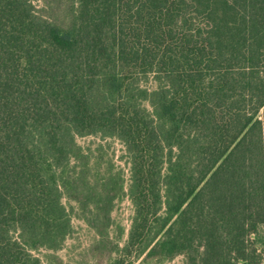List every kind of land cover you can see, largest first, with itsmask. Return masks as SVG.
Returning a JSON list of instances; mask_svg holds the SVG:
<instances>
[{
    "label": "trees",
    "instance_id": "1",
    "mask_svg": "<svg viewBox=\"0 0 264 264\" xmlns=\"http://www.w3.org/2000/svg\"><path fill=\"white\" fill-rule=\"evenodd\" d=\"M75 220L77 264L262 263L264 0H0V264Z\"/></svg>",
    "mask_w": 264,
    "mask_h": 264
},
{
    "label": "rangeland",
    "instance_id": "2",
    "mask_svg": "<svg viewBox=\"0 0 264 264\" xmlns=\"http://www.w3.org/2000/svg\"><path fill=\"white\" fill-rule=\"evenodd\" d=\"M79 143L84 146H92L95 147L98 144H105L107 148H109V153L113 156V159L116 163V165L119 168L124 169V174L126 175V178L128 176L127 173V165L125 163V160H122L123 157V147L122 145L116 141V140H108L107 142H102L98 138H83L79 139ZM132 216V208L129 200L127 198H124L119 204H117L115 212L113 214V218L116 223L120 224L122 228L125 229L126 235L130 228V219ZM75 226L77 228V232L71 237V239L68 240L66 244V248L58 253V256H60L65 264H77V262L80 260V254L82 251H84L93 240V234L89 233L85 227V225L81 221L75 220ZM257 248L259 249V252L263 256V262H264V237L263 234L260 235V237L257 239ZM184 259L182 257L175 259L174 261L167 262L166 264H182V261ZM139 264V263H136Z\"/></svg>",
    "mask_w": 264,
    "mask_h": 264
},
{
    "label": "built area",
    "instance_id": "3",
    "mask_svg": "<svg viewBox=\"0 0 264 264\" xmlns=\"http://www.w3.org/2000/svg\"><path fill=\"white\" fill-rule=\"evenodd\" d=\"M261 264H264V262L262 261V263Z\"/></svg>",
    "mask_w": 264,
    "mask_h": 264
}]
</instances>
